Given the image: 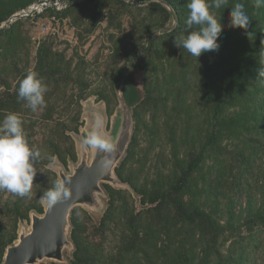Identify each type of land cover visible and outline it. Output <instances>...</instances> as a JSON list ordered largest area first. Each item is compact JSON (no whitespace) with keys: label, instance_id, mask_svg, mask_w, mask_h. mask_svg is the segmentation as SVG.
<instances>
[{"label":"rangeland","instance_id":"obj_1","mask_svg":"<svg viewBox=\"0 0 264 264\" xmlns=\"http://www.w3.org/2000/svg\"><path fill=\"white\" fill-rule=\"evenodd\" d=\"M37 1L0 0V121L17 113L30 144L41 152L30 196L0 190V263L19 227L30 226L31 212H44L40 196L59 182L49 166L58 162L69 172L70 163L78 162L76 139L88 135V105L104 110L110 131L119 108L115 73L152 31L155 35L134 77L140 91L135 129L117 172L136 188L139 200L129 190L105 185L108 198L100 218L75 208V250L70 256L67 252V258L72 264L76 252L80 264H264V224L248 232V223L264 215V166L253 153L243 156L245 143L253 150L251 132L233 124L242 108L229 100L245 99L247 88L237 79L226 83L223 73H213L220 71L216 63L223 66L224 58L231 57L235 67L244 59L254 65L264 62L254 14L247 13L248 36L229 26L238 0L215 10L224 26L220 47L198 58L177 48L175 37L169 36L178 15L184 31L188 0H68L61 10L49 7L34 16L13 18ZM257 69L251 70L257 75L252 83L258 81L261 92L264 78ZM28 70L42 76L49 88L45 106L35 113L17 96ZM213 127L216 143L180 194L187 207L198 208L216 223L220 233L210 244L197 226L178 221L168 208L156 210L161 201L153 200L200 153ZM133 239L136 246L126 250Z\"/></svg>","mask_w":264,"mask_h":264},{"label":"water","instance_id":"obj_2","mask_svg":"<svg viewBox=\"0 0 264 264\" xmlns=\"http://www.w3.org/2000/svg\"><path fill=\"white\" fill-rule=\"evenodd\" d=\"M18 17L19 15H16L13 18ZM154 35V32H149L143 45L125 59L115 73L114 87L119 108L110 131L107 130L104 110L100 107L87 106L88 133L92 130L93 114H102L105 122L103 131L115 145L113 153L105 154L97 149L88 148L83 144V139L77 138L78 162L70 163L71 170L67 172L63 164L58 162L49 166L57 173L59 182L68 189V198L53 206L45 202L43 213L32 211L30 226L19 227L17 239L5 248L0 264H42L43 262L70 264L67 252L70 256L75 250L71 238V219L75 208L83 207L100 218L105 211V201L108 198L105 185L129 190L135 199L139 200V194L129 183L122 181L116 169L121 165L128 151L135 129L134 108L140 101V91L134 81L135 73ZM106 159L111 161L107 166Z\"/></svg>","mask_w":264,"mask_h":264},{"label":"clouds","instance_id":"obj_3","mask_svg":"<svg viewBox=\"0 0 264 264\" xmlns=\"http://www.w3.org/2000/svg\"><path fill=\"white\" fill-rule=\"evenodd\" d=\"M227 3L228 0H188L185 28L181 34L175 36V46L198 58L204 53L217 51L224 26L220 22L221 17L217 18L215 10ZM253 3L257 9L264 7V0H253ZM250 24L251 19L244 4L237 2L231 8L229 26L233 29H243L250 36ZM259 76L264 77V68L260 69ZM48 91L44 78L37 72L28 70L19 83L17 96L18 100L25 101L26 106L35 113L45 106ZM23 124L17 113H9L0 121V190L28 197L38 173L36 163L41 157V152L30 144ZM104 124L102 114L94 113L92 130L85 137L83 144L111 154L115 145L104 133ZM110 162V159H106V166ZM68 196L65 185L57 182L40 196V201L53 206Z\"/></svg>","mask_w":264,"mask_h":264},{"label":"trees","instance_id":"obj_4","mask_svg":"<svg viewBox=\"0 0 264 264\" xmlns=\"http://www.w3.org/2000/svg\"><path fill=\"white\" fill-rule=\"evenodd\" d=\"M86 1L90 2L94 0H86ZM238 2L243 3L246 12L247 13L250 12L254 14L252 16L259 21L257 26L259 32L258 37L259 39H261L262 46L264 47V7H261L259 9L255 8L253 0H238ZM163 10L165 9L163 8ZM178 17L179 19H178L177 27L174 30H172L169 34V36L171 37H175L183 32V19L180 15H178ZM234 48L247 49L246 46H236ZM227 55L230 56L229 53ZM143 60L141 61V63L143 62ZM245 61L246 59L243 60L240 66L235 67L232 65L231 57L229 61L224 58V62L222 63V65L223 66L227 65V69L224 68L223 66H220V63L218 62L216 64L222 68L220 69L219 72H215V70H213L214 71L213 73H219V74L223 73L224 75L222 77L224 78V81H226V83H233V82L235 83L234 79H237L239 85L247 88V92L243 96V98L245 99L242 98L237 99L236 97H235L236 99H229L235 102L237 105H240L242 108L241 113L239 111L240 114L238 113L237 115L236 118L237 121H234L233 124L235 122H238L242 128H244L248 132H251L248 138L249 141L254 145V147L252 150L249 144L245 143L246 147L245 150L243 151V156L246 153H250V154L253 153L252 156L258 158L259 162L264 166V90H262L261 92L259 91L258 86L260 84L258 81L257 84L255 85L252 83V79L253 80L257 79V75L255 73H251L253 67H257L258 68L257 72H260V69L264 68V62L254 65L253 62L245 63ZM217 96L219 97L218 94ZM251 119L254 122L252 124H248L249 120ZM245 127H247L248 129H246ZM217 137H218V132L213 127V131L211 132V135L208 138L207 143L201 149L200 153H198L197 155H193L189 160L188 166L180 171L179 176L175 179L174 183L168 188V190L163 193L157 194L153 200V201H158V200L161 201V203L159 204V209L156 210H160V207L161 208L163 207V212H164V210L168 208L170 209L172 214H174L175 218L178 221L184 223L185 222L191 223L197 226L203 233V236L206 238L207 242L209 243L211 242V237L216 238L220 233L219 229L216 226V223L212 220L210 215L206 214L205 212L199 211L198 208L192 209L187 207V205H185V203L182 201L180 194L185 189L189 181L197 173L198 169L200 168L203 162V158L206 156L209 148H211L216 143ZM116 171L118 172V168L116 169ZM131 186L137 192L136 188L133 185ZM74 211L75 209L73 210V212ZM163 220L165 219L163 218ZM262 224H264V215L258 216L257 219L251 220L248 223L249 234L255 233L256 229H258V227H261ZM134 233L137 236L136 231H134ZM5 245H7V242H5V244L1 247L2 251H4ZM135 246H136V241L135 239H133L132 242L127 246L126 250H132ZM75 255H76V259L73 260L72 264H80V258L78 257V253L75 252ZM226 264H238V262L230 263L229 261Z\"/></svg>","mask_w":264,"mask_h":264},{"label":"built area","instance_id":"obj_5","mask_svg":"<svg viewBox=\"0 0 264 264\" xmlns=\"http://www.w3.org/2000/svg\"><path fill=\"white\" fill-rule=\"evenodd\" d=\"M69 4L68 0H38L26 9L20 12L19 17H30L35 14L42 13L49 7L56 8L58 10L64 9Z\"/></svg>","mask_w":264,"mask_h":264}]
</instances>
